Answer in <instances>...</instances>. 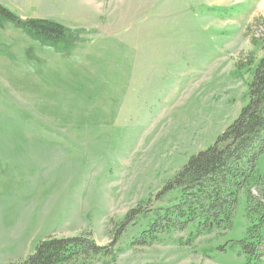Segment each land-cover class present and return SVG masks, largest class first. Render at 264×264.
I'll use <instances>...</instances> for the list:
<instances>
[{
	"label": "rangeland",
	"instance_id": "1",
	"mask_svg": "<svg viewBox=\"0 0 264 264\" xmlns=\"http://www.w3.org/2000/svg\"><path fill=\"white\" fill-rule=\"evenodd\" d=\"M0 4L79 35L43 44L0 17V264L50 237L103 250L72 264H244L243 196L231 230L144 240L181 201L168 182L249 104L238 64L264 56V0Z\"/></svg>",
	"mask_w": 264,
	"mask_h": 264
},
{
	"label": "trees",
	"instance_id": "2",
	"mask_svg": "<svg viewBox=\"0 0 264 264\" xmlns=\"http://www.w3.org/2000/svg\"><path fill=\"white\" fill-rule=\"evenodd\" d=\"M0 17L43 44H64L70 48L79 37L56 21L22 19L1 4ZM255 63L238 64L240 69L253 70L249 104L212 147L193 156L168 182L167 188L178 192L181 201L158 216L145 243L148 239H158L159 233L181 232L189 226L195 227L192 235L195 238L231 230L235 212L244 197L245 235L230 248L238 245L244 264H264V56L251 69ZM102 251L89 240L50 237L17 264H72Z\"/></svg>",
	"mask_w": 264,
	"mask_h": 264
}]
</instances>
